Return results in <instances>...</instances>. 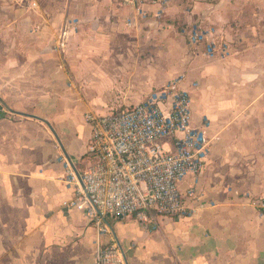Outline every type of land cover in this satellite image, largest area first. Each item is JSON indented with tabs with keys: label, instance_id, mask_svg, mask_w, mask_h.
Returning a JSON list of instances; mask_svg holds the SVG:
<instances>
[{
	"label": "crops",
	"instance_id": "crops-1",
	"mask_svg": "<svg viewBox=\"0 0 264 264\" xmlns=\"http://www.w3.org/2000/svg\"><path fill=\"white\" fill-rule=\"evenodd\" d=\"M0 61V264L95 263L109 238L64 206L61 157L82 169L86 113L173 81L211 143L205 197L156 230L107 219L112 234L127 264H264V0H0Z\"/></svg>",
	"mask_w": 264,
	"mask_h": 264
},
{
	"label": "built area",
	"instance_id": "built-area-1",
	"mask_svg": "<svg viewBox=\"0 0 264 264\" xmlns=\"http://www.w3.org/2000/svg\"><path fill=\"white\" fill-rule=\"evenodd\" d=\"M122 1L138 4V0ZM188 36L193 44L206 39L196 29ZM85 121L91 136L84 169L61 157L66 182L74 191L64 206L85 210L99 236L109 238L99 246L94 264H127L107 219H135L144 228L156 230L163 219L190 216L194 204L205 197L198 178L211 143L193 124L190 95L178 81L155 89L135 106L106 114L88 112ZM189 178L193 184L183 189ZM253 204L264 215V194Z\"/></svg>",
	"mask_w": 264,
	"mask_h": 264
},
{
	"label": "rangeland",
	"instance_id": "rangeland-1",
	"mask_svg": "<svg viewBox=\"0 0 264 264\" xmlns=\"http://www.w3.org/2000/svg\"><path fill=\"white\" fill-rule=\"evenodd\" d=\"M180 27H181V25H180ZM180 27L177 29V35H178V31L180 30ZM177 35H176V36H177ZM178 38L181 39L179 35H178ZM181 43H182V45L184 46V48H186V50L189 49V46L185 43V41H184L183 39H181ZM176 44H177V43H176ZM186 46H187V47H186ZM180 49H181V47H180ZM2 62H4V61H0V63H2ZM182 64H183V66L180 65V67H181V71H180V72H181V73H186V71H185V70H186V67H187L186 61L184 60V61L182 62ZM122 108H124V107H122ZM113 109H116V110H117V109H120V108L118 107V108L105 109V111H106V112H109V111H111V110H113ZM106 112H105V113H106ZM81 142H82V139H81L80 137H77V138H76V143H77V147H78V148L80 147V149H79L80 152H82V150H83V149H82L83 146H82V143H81Z\"/></svg>",
	"mask_w": 264,
	"mask_h": 264
},
{
	"label": "trees",
	"instance_id": "trees-1",
	"mask_svg": "<svg viewBox=\"0 0 264 264\" xmlns=\"http://www.w3.org/2000/svg\"><path fill=\"white\" fill-rule=\"evenodd\" d=\"M86 157H87V155L85 154V155H83L82 156V158L80 159V161H79V163H80V166H81V170H83L84 169V167H85V165H86V163H87V160H86Z\"/></svg>",
	"mask_w": 264,
	"mask_h": 264
},
{
	"label": "water",
	"instance_id": "water-1",
	"mask_svg": "<svg viewBox=\"0 0 264 264\" xmlns=\"http://www.w3.org/2000/svg\"><path fill=\"white\" fill-rule=\"evenodd\" d=\"M0 101L5 105V103L0 99ZM71 162V164L73 165V167L75 166L74 164H73V162L72 161H70ZM77 174H78V177L80 178V180H82L81 179V175H80V173L79 172H77ZM120 218H122V217H120Z\"/></svg>",
	"mask_w": 264,
	"mask_h": 264
}]
</instances>
